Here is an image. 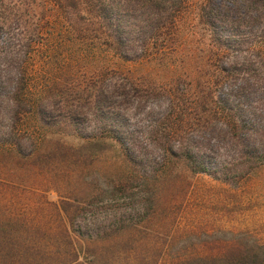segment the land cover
<instances>
[{"label": "rangeland", "instance_id": "obj_1", "mask_svg": "<svg viewBox=\"0 0 264 264\" xmlns=\"http://www.w3.org/2000/svg\"><path fill=\"white\" fill-rule=\"evenodd\" d=\"M25 1L31 5V15L46 17L41 24L45 36L20 54L26 60L33 104L41 96L36 95L55 86L116 71L131 76L140 86L167 87L180 82L197 95L212 91L225 98L231 93L233 100L255 112L251 119L264 127V6L245 3L233 9L231 24L217 30V36L228 39L224 50L216 48L201 18L205 0H186L172 43L163 49L161 44H151L142 55L136 43L137 56L124 59L114 50L67 40L53 5L46 4L45 10L40 0ZM15 33L0 25V68L8 58L6 40L11 37V49L17 44ZM219 59L230 69L227 83L206 64ZM162 111L163 103L155 99L126 118L140 136L143 127ZM95 117H81L73 125L56 119L43 126L36 115H28L23 126L40 128L38 157H17L8 147L0 148V245L4 240L20 243L0 246V251L30 254L28 259L21 257L22 264H59L69 248L63 243V225L74 241L77 264H155L166 255L224 252L234 239L264 241V164L237 183H227L206 173H191L185 162H178L162 172L154 185L146 181L150 191L143 186L141 200L134 190H113V185L139 174L118 145L88 156H67L56 150L57 142L74 147L84 144L79 134L95 128ZM193 151L210 170L232 155L222 145L213 152ZM126 165L131 168L125 170ZM151 192L153 202L144 201Z\"/></svg>", "mask_w": 264, "mask_h": 264}, {"label": "trees", "instance_id": "obj_2", "mask_svg": "<svg viewBox=\"0 0 264 264\" xmlns=\"http://www.w3.org/2000/svg\"><path fill=\"white\" fill-rule=\"evenodd\" d=\"M245 3L264 6V0H205L201 18L210 28L216 48L228 49V39L217 36V30L228 27L233 9L238 10ZM46 4L54 6L58 22L69 36L67 40L92 48L111 49L124 59L137 56L136 43L141 55L151 44H161L163 49L172 43L186 9V0H40L45 10ZM30 6L25 0H0V25L19 35L15 48L11 49L12 32H8L11 35L6 40L8 58L3 59L0 68V148L8 147V152L17 157H38L40 138L36 133L40 128L23 126L22 121L28 115H36L38 124L43 126L52 125L56 119L55 122L73 125L81 117L97 116L98 124L90 133L77 132L84 144L74 147L57 142L56 150L67 156H88L95 150L105 151L118 145L125 160L138 168L139 174L113 185V190H134L141 200L144 199L141 188L145 186L150 191L146 181L151 180L154 185L162 172L180 162H185L191 173H206L227 183H237L251 169L264 164V127L251 119L255 112L250 113L243 103L233 100L231 93L225 98L213 95L212 91L197 95L182 87L180 82L167 87L140 86L127 74L106 71L82 83L72 82L40 92L36 95H41L36 105L33 104L35 99L30 96L26 60H22L24 57L20 54L24 53V48L31 49L36 39L39 41L45 36L41 24L46 17L31 15ZM209 62L206 64L214 68L215 76L229 82L230 69L222 65L224 60ZM246 81L244 79V83ZM155 99L161 100L163 111L143 127L140 137L126 116ZM221 145L224 150H231L232 155L212 170L193 151L198 148L203 153L213 152ZM127 168L131 167L126 165L125 170ZM153 200L151 192L144 201ZM61 229L63 243L69 248L63 252L65 261L59 264H77L74 241L66 225ZM3 243L1 247L20 245L9 240ZM228 246L224 252L164 255L166 259L162 263L163 258L158 263L156 258L154 263L264 264V241L234 239ZM29 256L2 250L0 264H22L21 257L28 259Z\"/></svg>", "mask_w": 264, "mask_h": 264}]
</instances>
